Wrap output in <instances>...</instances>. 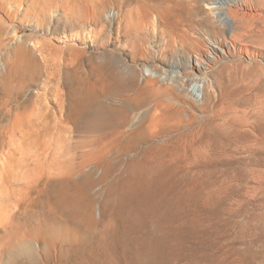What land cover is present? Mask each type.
Masks as SVG:
<instances>
[{
	"label": "rangeland",
	"instance_id": "obj_1",
	"mask_svg": "<svg viewBox=\"0 0 264 264\" xmlns=\"http://www.w3.org/2000/svg\"><path fill=\"white\" fill-rule=\"evenodd\" d=\"M187 1L0 0V264H70L67 250L108 240L128 207L146 200L133 198L146 183L168 192L178 224L196 229L188 244L203 263L264 264V0L233 7L239 26L222 15L219 23L236 32L205 26L201 17H215L206 2L186 14ZM144 3L150 12L139 20ZM200 54L214 61L205 71ZM118 58L135 68L136 84L147 61L160 71L189 69L185 84L129 111L136 122L168 113V130L140 145L186 149L91 151V140L114 138H92L87 117L76 122L74 111ZM182 87L201 105H188ZM134 92L100 99L126 107ZM211 124L224 132L217 141L206 136ZM136 174L150 178L139 184ZM63 192L72 210L60 207Z\"/></svg>",
	"mask_w": 264,
	"mask_h": 264
},
{
	"label": "bare ground",
	"instance_id": "obj_2",
	"mask_svg": "<svg viewBox=\"0 0 264 264\" xmlns=\"http://www.w3.org/2000/svg\"><path fill=\"white\" fill-rule=\"evenodd\" d=\"M159 1L162 3L167 2V5H169L172 0ZM199 1L206 2L216 17V19L210 15L201 17L200 20L205 26H212L214 27L213 29L220 28L223 31L236 32L234 28L232 29V27H228L227 25L222 26V22H219L224 20L222 19V15L224 16L225 12L229 15L228 17L233 20L235 19V22L240 13L239 11V14L235 13L237 10L233 7L243 5L246 0H188L184 12L186 14H192L195 11L196 13L199 8ZM142 5L145 9L143 8L144 12H140L141 15H138L139 20L145 19L150 12L146 7L147 4L144 3ZM166 12L167 10L165 13ZM235 14H237V17ZM161 16L164 17L163 15ZM235 27H237V25ZM232 36L235 38L236 34L233 33ZM238 38L236 37V40ZM212 46L216 48L215 45ZM214 51L213 49V52ZM206 53L207 55L203 54V56L211 57L209 50L206 51ZM215 55L220 57L217 53ZM203 56L201 54L200 57L198 56V70L201 71H205L211 66L210 62H214L212 59H209L208 62L203 60ZM216 56H213V58L217 59ZM117 63H119L120 66L118 65V67L111 72L109 77L103 76L102 79L105 80L101 82L102 87L100 89H88L84 97L79 100L77 105L78 109L74 111L73 117L76 122L83 116L87 117L85 127L87 128V134L91 135L92 138H114V140L109 143H97L91 140L89 142L93 143V149L91 151L98 150L110 152L117 150L119 152H146L150 150L151 152L186 149L187 145H183L179 142L168 144L166 140L168 137L165 139L167 142L164 144L161 143V145H157V143H150L147 145L149 142H147V144L145 143L146 145H140V142H146L148 137L151 139L150 137H153L152 135L168 130V113L164 114V112H159L161 116L154 114L149 116L150 118L147 117L146 121L138 120V122H136L133 118H130L129 111L132 109L130 107H134V105L139 104L142 100L147 99L149 95H153V97H164L168 95V88L173 89L174 87L171 83L185 84V82L189 80L187 77L190 75L189 69L186 68V70L183 69L184 71H179L174 67L175 65H173L170 68H165L160 71L156 66L150 65L149 61H147V63L137 65L141 75L144 77L139 84H136V79L134 80V76L132 77V72L135 71V68L123 63L119 58ZM204 64H207V66ZM146 70H152L154 72L152 73L151 71L148 73ZM186 77L187 79H185ZM193 79L190 78V84L193 82ZM204 80H207V83L204 85L203 89L202 105L208 100L207 88L210 86V78L206 76ZM131 89L135 90V92L133 95L127 94L128 98L126 100L130 103V105H127L129 107H125L124 103L123 105H117L104 102L100 99V96L103 94L109 96L122 95L129 90L131 91ZM181 90L184 91L185 99L187 100L186 103L188 105H195L196 107L201 105L197 103L198 98L195 97L191 90L183 87ZM129 95L131 97H129ZM160 104H162V102ZM164 109L166 110L167 106H165ZM164 109L162 111H164ZM159 111H161V109ZM166 112H168V110ZM117 124H119V126L127 125V128L120 130L117 128ZM138 124L140 126L137 127ZM79 126V124H75L76 131H79ZM208 129L209 133H207L206 136L214 141H217L224 135V132L217 131V128L212 124ZM124 139H126V141L122 143ZM118 141L121 143L118 144ZM147 176L143 177V175L136 174L134 179L136 178L137 182L140 184L143 180L148 182L147 180L150 176ZM68 182L69 180L67 179L63 180V183ZM149 189H152L150 194H148L150 192H148ZM133 191V198H146V200H135L133 205L128 207L126 218H124L121 223L117 222L114 226V232L108 233V240H99L92 245H86L81 242L70 247L67 250V253L72 256V258L70 256V264H205L203 263L204 256H201L198 250H195L194 247L188 244L190 237L198 236L196 229H186L183 227V224H178L182 218L180 217V212L169 210L172 209L174 203L168 198V192L165 190L163 191L161 187L152 188L150 184L147 183L141 188L133 189ZM62 197H64V199L60 202V207L72 210L75 206H70V194L63 192ZM210 259L205 258V260H209L207 264H215V259L212 257H210Z\"/></svg>",
	"mask_w": 264,
	"mask_h": 264
}]
</instances>
